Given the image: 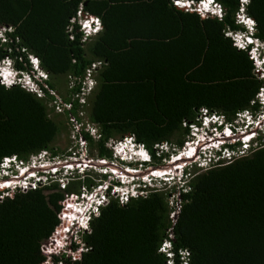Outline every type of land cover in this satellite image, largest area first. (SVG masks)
Instances as JSON below:
<instances>
[{
    "label": "trees",
    "instance_id": "trees-1",
    "mask_svg": "<svg viewBox=\"0 0 264 264\" xmlns=\"http://www.w3.org/2000/svg\"><path fill=\"white\" fill-rule=\"evenodd\" d=\"M174 1L0 0V26L9 28L0 38V61L11 58L15 69L32 74L29 56H35L52 89L57 75H80L100 61L83 109L100 132L96 142L86 136L90 153L111 157L106 142L129 133L146 147L151 165L169 155L158 157L155 145L183 146L200 109L230 123L244 109L257 110L263 83L248 52L229 36L244 31L236 20L240 0H215L221 18ZM80 12L100 20L98 33L83 34ZM244 12L264 40V0H247ZM51 98L46 91L39 98L0 82V159L59 152L53 142L79 106L57 119L61 114L53 113ZM81 183L70 182L64 191L77 192ZM186 186L175 209L169 193L157 188L125 204L109 198L82 233L80 257L54 254L52 262L165 264L159 247L170 239L176 263L178 252L186 250L188 264H264V139L231 162L195 167ZM64 191L52 183L0 200V264H48L42 242L59 224Z\"/></svg>",
    "mask_w": 264,
    "mask_h": 264
},
{
    "label": "built area",
    "instance_id": "built-area-1",
    "mask_svg": "<svg viewBox=\"0 0 264 264\" xmlns=\"http://www.w3.org/2000/svg\"><path fill=\"white\" fill-rule=\"evenodd\" d=\"M203 3V1H202ZM174 4L185 10L199 11L200 7L192 8L194 3L191 0H177ZM219 18L222 16V9L217 4ZM82 13V12H80ZM203 16H206L202 13ZM9 28L0 26V38L5 40L3 32ZM89 32H85L87 36ZM101 65L100 61L91 62L80 75L65 73V83L62 88H50L48 85V77L45 73H40L41 77L35 76L37 82H28L26 90L33 93L39 98L45 97V91L48 92L50 105L53 113L61 114L64 111H70L74 104L79 106L78 114L68 115L69 125V143L64 152H57L53 154L48 149H43L35 154H32L28 159L22 160L17 156H7L0 159V200L12 191H28L36 189L39 186L57 184V189L64 191L70 182L80 180L82 183L77 192H65L61 208L58 212L59 224L54 232L42 242L44 254L47 258L48 264H55L52 262V255L65 253L67 258L75 260L80 257L81 252L85 249L81 236L82 233L89 230V222L91 215H98L101 206H104L109 198L117 199L120 204H125L130 198L143 196L148 191V181L132 182L126 186V182L134 180L137 171H141L144 166L142 161H138L137 167L139 169L126 166L120 167L118 160L113 157H99L91 155L89 136L94 142L99 140L100 132L98 126L89 120L85 112L87 105V96L92 93L95 88L96 81L94 79L95 72ZM28 79V78H27ZM48 79V80H47ZM241 113H237L236 117H240ZM232 124H229V127ZM233 126V125H232ZM231 133H233L230 130ZM233 135H236L233 133ZM232 136L231 142L234 141ZM219 142V141H218ZM192 145L194 150L189 156L193 155V161H197V165L205 166L216 164L220 162L221 156H210L201 158L196 152V142ZM107 146H112L113 156L115 154L121 159L126 155L125 142L116 139H109L106 142ZM239 152H244L246 145H242ZM202 149L205 146L201 147ZM118 149V150H117ZM183 150L182 153H186ZM233 150H227L223 156H229L231 162L234 158L243 155H235ZM112 155V153H111ZM177 164H173L175 166ZM177 165L175 167H180ZM174 167V168H175ZM92 169V170H90ZM95 171L101 173L103 177H98ZM131 171L132 174L125 173ZM155 170H151L152 173ZM149 172V171H148ZM169 172V170H168ZM94 175V176H93ZM105 176V177H104ZM134 176V177H133ZM137 176V175H136ZM149 176V174L147 175ZM146 176V177H147ZM168 176V175H166ZM89 178L90 184L87 185L84 181ZM118 183L114 182L116 179ZM145 178V176H144ZM139 179V177H137ZM168 179V178H167ZM176 207L179 206V199L177 197ZM169 204L174 207L173 202L169 200ZM176 214V211L173 212ZM171 228L168 229V236L172 237ZM172 244L170 239H164L160 245L161 251H167L168 246ZM76 245L75 248H72ZM186 255L188 254L185 251ZM168 257H173V253L169 251Z\"/></svg>",
    "mask_w": 264,
    "mask_h": 264
},
{
    "label": "clouds",
    "instance_id": "clouds-1",
    "mask_svg": "<svg viewBox=\"0 0 264 264\" xmlns=\"http://www.w3.org/2000/svg\"><path fill=\"white\" fill-rule=\"evenodd\" d=\"M202 1H198L197 3L193 2L194 5L192 8H195V5L196 7H198V5L200 7L199 11H196L197 13H199L200 15L204 13L206 16H216V17L219 16L218 15L219 12L217 11L218 10L217 4H219L218 2H216L215 0H202ZM240 2H241V7L236 14V20L240 25L244 27V31L232 32V33H229V36L232 37L233 44L237 48L246 50L248 52L249 57L253 60L256 70L259 68L258 70L262 71L261 78L260 77L259 78L263 80V83L261 87L259 88V91L256 95V100L258 102V108L255 111H253L252 109H244L240 111L239 113L242 114L240 115V118H242L241 122L236 123L234 126H232L233 121L237 118L235 117L231 123L232 125L230 126V128H228L229 124L227 121H225V118L222 116V114L217 113L215 111H209L207 109H203L204 116L201 119H199L196 123L189 125L190 128H193V127L196 128V129H193L195 132H199L197 135H195V133L191 129L193 133L191 134L193 136L192 140L194 142L197 141L196 152H198L201 158H206L208 155L210 156L218 155V156H221V159H225V156H223L225 151L227 150L234 151L236 150L234 148L241 149L242 145H246L245 149L247 148L250 149L251 147L257 146L259 143L262 142V139H264V117L261 116V114H264V42L260 41L254 35L256 31V23L251 17L247 16L244 12V5L246 4V0H240ZM78 17L82 19V21L84 20V22L80 21L81 30L84 35L86 31L89 32L88 35H94L100 31L101 22L97 17L84 14L83 12L80 13ZM236 44H239V45L237 46ZM29 62L33 70L32 74H26L25 72L21 70L15 69L11 58L7 57V58L2 59L0 61V82L1 84H3L5 87H11L12 85H20L24 89H26L25 87L27 84H29L28 82H37L38 80L37 78H35V76L41 77L40 73H44V72L40 70V68L38 67V61L35 56H29ZM257 62H259L260 64L257 65ZM230 130L236 135H243V136L240 137L241 139L237 138L231 142L229 138L232 139V136H235V135H233V133H231ZM126 136H128L127 137L128 141H125V140H121V141L125 142V149H126L127 156L125 155L123 159H121L116 154L115 156H113L112 154L111 157L116 158L118 160V165L120 167H125V165L132 167V165L136 164V162L138 163V161H142L143 164L148 166L151 163L152 157L150 156L146 147L141 142H137L135 137L132 134L131 135L126 134ZM219 138L223 139L224 141L217 140ZM116 140H119V139H116ZM127 143L129 144V146H127ZM160 144H169V143L163 142ZM160 144H157V146ZM202 146H205V148L202 149L201 148ZM181 154L183 153L179 152L176 156L174 155L172 156L173 159H171L170 161L171 162L175 161L174 163L181 161L180 163H178L181 166L173 168L174 171H172V174L169 178V180H172L173 182L172 187H176L175 189L178 190L177 197L179 199V204L181 202L179 191L187 188L186 186V182L188 180L187 176L190 175V172L195 167L197 168L201 167L200 165L199 166L197 165V161H193V158H192L193 155L181 157L182 156ZM167 158H169V155L165 159ZM176 158H178V160H174ZM95 173L98 174V177H103L101 173L97 171H95ZM160 177L162 178L158 177L159 182H162V180L168 181L167 178L163 176H160ZM140 181L143 182L142 180ZM174 181H177V182H174ZM114 182L118 183L119 180L116 179L114 180ZM132 182L134 181L129 180L128 182H126V186H129L130 183ZM135 182H139V181L136 180ZM159 186L161 185L159 184ZM154 187L156 186H153L152 189H156ZM160 189L164 190V188H160ZM148 190H151V189H148ZM170 190H173V189H170ZM169 192L170 191H168V193ZM176 206H177V203L174 204V207L170 205L171 209H175ZM92 216H95V215H91V217ZM159 251H161L160 247H159ZM169 251H171L175 255L172 249V244L168 246L167 251H161L167 257L165 264H188V254L187 256L181 254L182 252H185L186 250H181L178 252L179 254L178 263L175 262L174 255L173 257H168L167 253Z\"/></svg>",
    "mask_w": 264,
    "mask_h": 264
},
{
    "label": "rangeland",
    "instance_id": "rangeland-1",
    "mask_svg": "<svg viewBox=\"0 0 264 264\" xmlns=\"http://www.w3.org/2000/svg\"><path fill=\"white\" fill-rule=\"evenodd\" d=\"M80 21H82V19H80ZM82 22H84V20L82 21ZM85 25V24H84ZM83 27V26H82ZM241 44H243V43H241ZM237 46L239 45V44H236ZM255 61V60H254ZM258 64H260L259 62H257V65ZM255 66V65H254ZM256 69V68H255ZM259 69V68H258ZM255 70L256 71V73H257V76L258 77H260L261 78V73H262V71L261 70ZM53 81L56 83V85H59V87L58 88H62L63 87V85H64V83H65V74H61V75H57V77H55L54 79H53ZM262 113V112H261ZM242 115V114H241ZM204 115H203V109H200V115H199V119H201L202 117H203ZM261 116L262 117H264V114H261ZM62 118H65V116L63 117V115H61V116H59V117H57V119H62ZM66 120V119H65ZM241 120H242V118H240V117H237L234 121H233V126L236 124V123H240L241 122ZM225 121H226V119H225ZM228 122V121H227ZM228 124H230V122H228ZM191 129L193 130V129H196V128H190V132H189V136L188 137H186L185 138V140H184V142H183V146L181 147V148H177L176 146H174V145H169V144H160V145H155V149H156V152H157V154H158V157L159 156H161L162 155V153H168L169 154V158H167V159H158L157 161H155L154 163H152L151 165H148V167H146V168H142L141 169V171H137L136 173H134V174H136L135 175V178H134V182L136 181V180H143V181H148L149 183H150V186L148 185V189H152L153 188V186H156V187H154V188H158V189H160V188H164V190L163 189H160V190H162V191H166V192H168V191H170L169 192V195H168V198H169V200H170V202L172 203L173 202V204H175V202H177V195H178V190L177 189H175L176 187H172V184H173V182H172V180H169V178H170V176H171V174H172V172H169V174L167 173V174H165V173H163L164 175H161V172H164V171H168L167 169V167H169L170 165H173V164H177V165H179L178 163H180L181 161H179V162H177V163H174V162H171L170 160L171 159H173V155L174 156H176L179 152H182L183 150L185 151V150H187L188 151V149L190 148V147H192V145L193 144H195L194 143V141L192 140L193 139V136L191 135V134H193L192 133V131H191ZM69 132H70V129H69V126H66L64 129H62L61 131H60V133L56 136V138H55V140H54V142H53V145H54V147H55V149L56 150H58L59 152H64L65 151V149H67V145H68V143H69ZM193 132L195 133V135H197L199 132H195L194 130H193ZM243 135H235V136H233L234 138L233 139H241L240 137H242ZM127 137L128 136H122L119 140H125V141H128V139H127ZM115 139H117V138H115ZM217 140H222V141H224L223 139H217ZM229 140H232L231 138H229ZM96 142V141H95ZM127 146H129V144L127 143ZM206 146V145H205ZM106 147L112 152V154H113V150L111 149L112 148V146H107V144H106ZM194 148V147H193ZM234 149H236V150H234L233 152H236L235 153V155L236 156H238V155H243V154H246L247 152H249V148H247L244 152H239V149L238 148H234ZM49 150V149H48ZM118 150V149H117ZM95 152H96V150H94ZM95 153H93V154H91V155H94ZM96 155V154H95ZM94 155V156H95ZM31 156V155H30ZM30 156H28V157H30ZM229 159V156H228V158H227V156L225 157V159H221L220 161H224V162H226V161H229L228 160ZM174 160H178V158H176V159H174ZM173 163V164H168V163ZM147 163V162H146ZM177 165H175V166H177ZM209 165L210 164H208V165H205V166H202V167H199L200 169H206L207 167H209ZM144 166H147V165H144ZM175 166H172V169L175 167ZM132 167H134V168H136V169H139L140 167H137V162H136V164H133L132 165ZM167 168V169H166ZM151 170H155V171H153L154 172V174H152L150 171ZM149 171V172H148ZM172 171H174V170H172ZM200 171V170H199ZM125 173H129V174H132L131 173V171H128V172H126L125 171ZM193 173V170L190 172V175ZM149 174V176H147ZM166 175H168V176H166ZM190 175H188L187 177H188V179L190 178ZM94 176V175H93ZM144 176H145V178H144ZM147 176V177H146ZM160 176H163V177H165V178H168V181H165V180H162V182H159V180H158V177L159 178H162V177H160ZM105 177V176H104ZM134 177V176H133ZM137 177H139V179H137ZM161 180V179H160ZM174 182H177V181H174ZM162 186H159V184ZM170 189H173V190H170ZM178 204V203H177ZM181 254H183V255H186V253L185 252H182ZM187 256V255H186Z\"/></svg>",
    "mask_w": 264,
    "mask_h": 264
},
{
    "label": "bare ground",
    "instance_id": "bare-ground-1",
    "mask_svg": "<svg viewBox=\"0 0 264 264\" xmlns=\"http://www.w3.org/2000/svg\"><path fill=\"white\" fill-rule=\"evenodd\" d=\"M193 150H194V148L190 147L186 153L181 154V155H182L181 157L189 156V155L192 153ZM168 164H173V163H168ZM167 168H168V169H167ZM167 168H166V169L169 170V172H172V170H173V169H172V165H170V166L167 167ZM169 172H168V171L161 172V175H164L163 173L167 174V173H169ZM152 174H154V172H153Z\"/></svg>",
    "mask_w": 264,
    "mask_h": 264
},
{
    "label": "crops",
    "instance_id": "crops-1",
    "mask_svg": "<svg viewBox=\"0 0 264 264\" xmlns=\"http://www.w3.org/2000/svg\"><path fill=\"white\" fill-rule=\"evenodd\" d=\"M246 3H247V0H246ZM253 19V18H252ZM254 20V19H253ZM255 33H256V31H255ZM255 33H254V35H255ZM256 36V35H255ZM260 41H263L264 42V40H262V39H260L258 36H256Z\"/></svg>",
    "mask_w": 264,
    "mask_h": 264
},
{
    "label": "water",
    "instance_id": "water-1",
    "mask_svg": "<svg viewBox=\"0 0 264 264\" xmlns=\"http://www.w3.org/2000/svg\"><path fill=\"white\" fill-rule=\"evenodd\" d=\"M127 135H131V134L127 133Z\"/></svg>",
    "mask_w": 264,
    "mask_h": 264
},
{
    "label": "snow or ice",
    "instance_id": "snow-or-ice-1",
    "mask_svg": "<svg viewBox=\"0 0 264 264\" xmlns=\"http://www.w3.org/2000/svg\"><path fill=\"white\" fill-rule=\"evenodd\" d=\"M177 2L179 3V0H177Z\"/></svg>",
    "mask_w": 264,
    "mask_h": 264
}]
</instances>
